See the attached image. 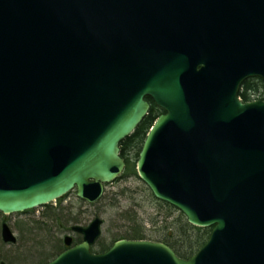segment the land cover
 <instances>
[{
    "label": "water",
    "instance_id": "obj_1",
    "mask_svg": "<svg viewBox=\"0 0 264 264\" xmlns=\"http://www.w3.org/2000/svg\"><path fill=\"white\" fill-rule=\"evenodd\" d=\"M251 76L264 85V0H0V211L74 188L98 200L150 96L165 112L138 176L208 241L190 258L145 239L96 254V217L48 264H264V100L238 96Z\"/></svg>",
    "mask_w": 264,
    "mask_h": 264
},
{
    "label": "rangeland",
    "instance_id": "obj_2",
    "mask_svg": "<svg viewBox=\"0 0 264 264\" xmlns=\"http://www.w3.org/2000/svg\"><path fill=\"white\" fill-rule=\"evenodd\" d=\"M137 156L134 150L130 155L131 161L136 163ZM56 206L36 208L27 213L0 214V264L2 261L6 264H20L18 260L23 258L25 246L29 244L28 247H35L37 242L41 244L36 248L45 245L41 248L42 251L45 249L43 252L47 254L43 261L45 263L61 250L63 238L67 233L77 236V233L71 231V226L87 225L96 216L103 219V225L102 235L93 246L95 252H100L103 247L108 249L115 240L127 237L125 236L127 229L124 226L126 224L130 226L129 228L131 224L132 228H135L138 223L141 231L149 237L152 235V239H156L158 233L161 237L164 233L161 228L165 226V220L170 222L179 212L174 211V214L169 217L168 210L171 209L157 201L137 173L135 176L124 175L113 183L107 184L102 198L96 203L83 201L76 196L75 192H72ZM53 217L57 218L53 219ZM126 217H130L132 221H127ZM133 219L136 221L133 222ZM3 220H7L15 232L18 237L17 243L8 244L2 240ZM27 220L33 223L25 222ZM37 222L41 223L43 228L39 230L37 241L28 243L27 233H25L27 227L24 224H28L29 227L39 224ZM58 245L60 246L57 248Z\"/></svg>",
    "mask_w": 264,
    "mask_h": 264
},
{
    "label": "trees",
    "instance_id": "obj_3",
    "mask_svg": "<svg viewBox=\"0 0 264 264\" xmlns=\"http://www.w3.org/2000/svg\"><path fill=\"white\" fill-rule=\"evenodd\" d=\"M252 85H254L253 82L249 80L243 84V91L240 92V95L243 97L244 100H248L249 98H251L248 96L246 90H248V88H250V86ZM259 88H260V83L258 87H256L255 91L258 90ZM155 117H156V112L153 106L149 115L141 122V124L132 133V135L126 138L121 144V155L125 158L127 162V168H126L125 173L128 175L136 174L135 163L131 161L130 155L132 154L134 150L137 152V155L139 154L142 143L146 137V134L149 128L153 124ZM60 202L61 200L58 201V203ZM159 202L161 204L163 203L165 206L171 209V210H168L169 217L174 214V211L178 212V210H175L173 206L165 202H161V201ZM55 218L57 217H53V219ZM126 220L132 221L130 217H126ZM134 220L136 221V219H133V222ZM29 223L32 224L33 222H29ZM24 225L28 228L25 231V233H27L26 237H27L28 243L30 242L35 243V241H37L36 237L38 233H40L39 230H42L40 228H43L42 224L39 223L35 226H29V227L27 226L28 224H24ZM137 225L138 226L135 228H132V224H131V228H129L130 226L127 224L124 225L126 226V229H127L126 231L127 234H125V236L129 238H134V239H144V238L152 239L151 238L152 235H150L151 237H149L148 234H146L145 232L139 229L140 224L137 223ZM161 229L164 230L162 237L158 233L156 235L155 240L165 242L166 244L171 246L179 256L184 257V258H189L195 252H197L206 243L211 233V228L197 227V226L190 224L187 221L186 217L181 212H178V214L170 222H168V220H165V226H163ZM41 232H44V231H41ZM40 244H38L37 242L35 244V247L34 246L28 247L29 244H27L26 246L24 245L26 250L22 254L23 258L22 259L19 258L20 260H18L20 264H39L40 261L43 262L47 254L43 252L45 249H43V251L41 250V248L42 247L44 248L45 245L41 246L40 248H36ZM59 246L60 245H58L57 248ZM104 250H106L105 247H103L101 251H104ZM32 261H36V263H31Z\"/></svg>",
    "mask_w": 264,
    "mask_h": 264
},
{
    "label": "flooded vegetation",
    "instance_id": "obj_4",
    "mask_svg": "<svg viewBox=\"0 0 264 264\" xmlns=\"http://www.w3.org/2000/svg\"><path fill=\"white\" fill-rule=\"evenodd\" d=\"M249 81H252L254 85L250 86V88H248V90H246L247 94L249 97H252L253 95H255L256 93H258L257 95L260 97H264V87H260L258 90L255 91L256 87H258L260 80L258 78H251L249 79ZM262 92V93H261ZM160 110V109H159ZM161 110L160 113L161 114ZM39 264H44L42 261Z\"/></svg>",
    "mask_w": 264,
    "mask_h": 264
},
{
    "label": "bare ground",
    "instance_id": "obj_5",
    "mask_svg": "<svg viewBox=\"0 0 264 264\" xmlns=\"http://www.w3.org/2000/svg\"><path fill=\"white\" fill-rule=\"evenodd\" d=\"M238 95H240V88H239V91H238ZM241 96V95H240ZM242 97V96H241ZM243 98V97H242ZM258 100H262V98H257ZM22 213H27V211L26 210H24V211H21ZM0 214L2 215H10V213H3V212H0ZM37 221H39V220H37ZM25 222H28V220L27 221H25ZM2 223H3V221H2ZM29 223V222H28ZM27 229V228H26Z\"/></svg>",
    "mask_w": 264,
    "mask_h": 264
}]
</instances>
